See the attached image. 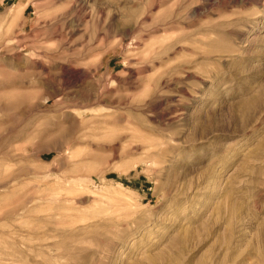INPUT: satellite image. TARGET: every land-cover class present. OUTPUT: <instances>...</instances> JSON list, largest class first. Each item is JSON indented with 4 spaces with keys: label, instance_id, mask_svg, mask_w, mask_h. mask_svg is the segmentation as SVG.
<instances>
[{
    "label": "rangeland",
    "instance_id": "obj_1",
    "mask_svg": "<svg viewBox=\"0 0 264 264\" xmlns=\"http://www.w3.org/2000/svg\"><path fill=\"white\" fill-rule=\"evenodd\" d=\"M0 264H264V0H0Z\"/></svg>",
    "mask_w": 264,
    "mask_h": 264
}]
</instances>
